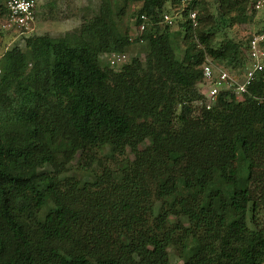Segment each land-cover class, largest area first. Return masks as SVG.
Returning a JSON list of instances; mask_svg holds the SVG:
<instances>
[{
    "label": "trees",
    "instance_id": "trees-1",
    "mask_svg": "<svg viewBox=\"0 0 264 264\" xmlns=\"http://www.w3.org/2000/svg\"><path fill=\"white\" fill-rule=\"evenodd\" d=\"M126 1L140 2L134 30L140 15L150 23L131 41L103 0L80 35L30 36L23 50L6 53L0 264H169L168 248L181 264H264V69L238 98L220 91L208 108L198 90L205 58L243 74L250 36L242 43L214 36L247 18L248 0H211L212 10L192 1L179 20L177 61L161 16L180 0H122L121 10ZM85 31L96 45L81 38ZM109 42L116 54L143 45L144 69L136 59L122 67L126 85L100 65ZM61 140L71 145L65 159L108 149L115 160L93 202L74 185L59 191L45 170Z\"/></svg>",
    "mask_w": 264,
    "mask_h": 264
},
{
    "label": "rangeland",
    "instance_id": "rangeland-1",
    "mask_svg": "<svg viewBox=\"0 0 264 264\" xmlns=\"http://www.w3.org/2000/svg\"><path fill=\"white\" fill-rule=\"evenodd\" d=\"M103 0H36V8L34 22L30 31H22L19 29L2 28L4 17H0V72L5 71L7 64V51L12 47H19L23 50V39L30 36H48L51 38L62 37L64 34L77 33L82 22L89 19L92 14L97 11L99 4ZM113 6L119 22V29L125 33L129 41L134 38L135 30L133 21L135 13L140 7V2H125L123 10L120 9L122 0H108ZM206 4L208 10H212L211 0H201ZM255 0H248L246 4L247 18L240 24L234 23L230 26L222 27L214 36V42L217 43L223 36L231 39L236 43H242L256 30L261 28L264 23V8L259 11L252 12V4ZM182 20V19H181ZM180 20V22H181ZM177 24L170 28V39L175 48L172 59L181 60L180 49H182L181 39L179 36V20ZM194 30V29H192ZM79 34V32H78ZM80 35V34H79ZM82 39H88L93 45H96V34L92 32H82ZM122 56L119 61H115V56ZM113 59V62L111 60ZM131 59L137 60L139 70L144 69V48L142 44L130 45L126 52L116 54L109 42L106 52L99 55V62L102 67L111 70L114 77L120 78L123 85L130 83L125 78L122 67L130 62ZM224 69L223 65H217ZM232 75L228 69H224ZM234 70V69H233ZM172 72V71H170ZM160 85H164L163 82ZM238 98L239 96H235ZM60 149L53 154L52 165L46 167V171L58 178L59 191H64L68 186L79 192L80 198L84 201L93 202L95 197L101 194V190L109 183L105 174L115 168V160H109L106 151L96 152L87 149H79L74 154L65 159L63 152L71 149V145L67 140L59 142ZM146 140L139 149L148 145ZM131 158L128 154L123 155ZM150 176L144 177V183L150 182ZM145 187H151V184H144ZM102 197V196H101ZM99 197L98 199L100 200ZM169 264H181L176 251L173 248L167 249Z\"/></svg>",
    "mask_w": 264,
    "mask_h": 264
},
{
    "label": "built area",
    "instance_id": "built-area-1",
    "mask_svg": "<svg viewBox=\"0 0 264 264\" xmlns=\"http://www.w3.org/2000/svg\"><path fill=\"white\" fill-rule=\"evenodd\" d=\"M192 1L180 0V7L170 14L164 13L161 21L173 27L177 20L182 18V11L188 7ZM1 6L6 12L2 28L19 29L30 31L34 22V12L36 0H0ZM253 10L259 11L264 8V0H255L252 5ZM187 18L190 21L191 28L196 27L195 12L189 10ZM139 25L135 29L137 34H141L150 24L147 17L140 15L138 17ZM247 62L244 72L241 76L229 74L222 68L214 66L209 59L205 58L202 66V80L198 84L199 93L203 96L205 107L208 108L220 91H228L234 96H240L245 93L246 87L253 80L255 73L264 69V23L258 32L250 35L246 44ZM122 56H115V61H119ZM113 62V59L111 60Z\"/></svg>",
    "mask_w": 264,
    "mask_h": 264
},
{
    "label": "crops",
    "instance_id": "crops-1",
    "mask_svg": "<svg viewBox=\"0 0 264 264\" xmlns=\"http://www.w3.org/2000/svg\"><path fill=\"white\" fill-rule=\"evenodd\" d=\"M37 6V5H36Z\"/></svg>",
    "mask_w": 264,
    "mask_h": 264
}]
</instances>
